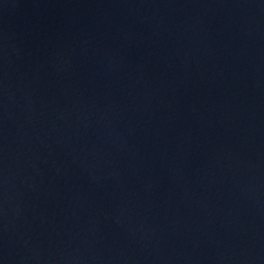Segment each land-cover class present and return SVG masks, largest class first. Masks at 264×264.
Wrapping results in <instances>:
<instances>
[{"label": "water", "instance_id": "1", "mask_svg": "<svg viewBox=\"0 0 264 264\" xmlns=\"http://www.w3.org/2000/svg\"><path fill=\"white\" fill-rule=\"evenodd\" d=\"M0 264H264V0H0Z\"/></svg>", "mask_w": 264, "mask_h": 264}]
</instances>
